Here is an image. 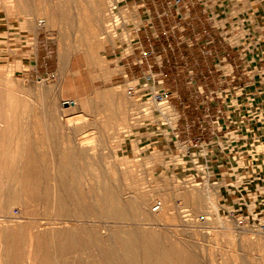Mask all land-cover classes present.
<instances>
[{"label": "rangeland", "instance_id": "obj_1", "mask_svg": "<svg viewBox=\"0 0 264 264\" xmlns=\"http://www.w3.org/2000/svg\"><path fill=\"white\" fill-rule=\"evenodd\" d=\"M51 1V4L58 3ZM66 1L73 21L64 24L63 32L60 26L47 24L46 10L41 9L37 20L46 21L37 28L35 34L26 26L31 13L37 11L34 0H0V88L2 86L6 92L9 87L19 100L23 98L22 101L27 104L30 102L26 112L22 109L21 101H17L20 109L15 113L16 119L23 121L26 112V122L29 123L27 129L33 134L32 137L52 138V142L44 140L42 144L38 143L40 146L68 145L63 142L65 137L76 136L80 144L87 145L86 153H89L90 159L94 155H108L107 159H101L102 164L100 160L97 162L103 170V163L117 164L120 163L119 159L126 160L124 164L136 165L138 177L141 178L138 187L143 192L159 186L155 179H158L160 172H167L168 175L174 172L178 180L175 184L182 186L180 191L193 185L215 192L216 197L219 196L221 214L230 219L227 224L215 221L216 209L211 202H207L202 209H196L192 205H184L178 199L177 218L174 221L156 225L148 222L146 226L158 229L165 227L170 239H178L174 243L183 240L182 243L196 253L203 264H211L212 258L217 260L216 264H238L235 261L238 256L248 264H261L257 242L264 241V238H257L259 233L255 227L239 221L253 215H264V0H186L190 2L189 7L184 3L178 6L182 7L181 14L185 17L179 31L186 32L185 36L192 42L190 44L188 41L178 42L172 37L169 21L172 15H161L170 0H156L159 9L153 10V13L148 8L140 12L139 3L144 0H106L112 14L106 21L107 31L98 27L93 10L100 1ZM50 2L45 3L49 5ZM191 13L197 17L187 19ZM146 16L151 27L146 25ZM83 17L89 21L86 22ZM78 19L81 21L78 22ZM82 26H87L92 34L82 36ZM243 27L247 29L245 34ZM45 32L50 36L49 50L43 47L39 53V36ZM107 35H114L118 42H107L99 52L105 56L109 69L120 68V74L115 79L105 80L98 71L92 69L84 49L72 56L81 60V69L70 70L62 78L55 75L59 70L35 69L38 59L42 61L43 56L54 67L55 61L59 60V52L66 45L69 47L76 37L89 44L92 39L105 38ZM240 38L245 41L239 42ZM244 43H249V53ZM223 49H227L228 58L222 53ZM144 52H148V55L141 63V69L139 62ZM127 63H131L134 76L126 73L129 70L126 69ZM149 64H153L151 69ZM191 73L197 76L193 83L189 82ZM148 74L158 80L155 90L165 88L172 91L170 101L163 105V108H173L166 117L152 107L155 102L147 85ZM229 74L243 76L231 81ZM41 80L51 86L49 93L52 96L38 94ZM123 83L125 91L128 87L129 93L136 99L135 108L130 110L131 121L136 122V127H125L128 121L123 123L118 116L108 119L105 111L92 109V106L101 107L103 103L94 102L98 89ZM132 85L135 88L130 87ZM200 91H204V96L197 97ZM70 99H77L79 104L73 108L65 103ZM45 105L53 108V114L56 112L61 115L50 129L47 124L52 113L48 111L47 116L44 115ZM0 106H4L2 102ZM218 109L222 110L219 112ZM60 118L63 124L57 123ZM0 119H3L0 126L6 127L4 113L0 114ZM15 127H11V130L15 131ZM74 127L79 128L76 135L72 130ZM150 130L153 133L148 137L147 132ZM117 135L128 138L129 142L108 140ZM6 137L10 136L6 134ZM12 137L15 139L20 136L14 134ZM71 144L76 146L75 142ZM108 147H115L117 153ZM90 159L87 157L82 161L86 162V169L90 166ZM9 168H12L9 162L0 161V177L3 180L12 179L6 174ZM113 168L119 172L125 165H114ZM103 175L108 178L106 172ZM6 185L0 181V203L3 195L14 193L2 189ZM120 186H124L123 183ZM126 192L131 191L122 190L121 194ZM21 206L16 203L6 210L0 205V245L5 237L2 234L5 227L13 231L19 228L16 223L6 222L9 219L5 220L3 214L7 216L11 211L10 215L18 218L14 219H22V223L29 226L38 225L34 222L36 219L38 222L45 221L51 216L43 211L45 209L42 206L33 205L28 210ZM10 215L7 218H11ZM90 219L91 225L100 222L98 215ZM110 220L106 219L105 223ZM45 226L44 223L40 224L42 228ZM28 230L27 233L30 228ZM236 248H239L238 256L234 254ZM80 254L77 262H72L74 257H70L73 264H85L86 258L82 257L81 260Z\"/></svg>", "mask_w": 264, "mask_h": 264}, {"label": "bare ground", "instance_id": "obj_2", "mask_svg": "<svg viewBox=\"0 0 264 264\" xmlns=\"http://www.w3.org/2000/svg\"><path fill=\"white\" fill-rule=\"evenodd\" d=\"M50 1L34 0L35 10L37 11L31 13L26 26L35 34L37 33V28L46 21L45 19L37 20V16L39 13L41 14L39 12L42 11L41 9L46 10L47 24L50 26L58 25L61 31L64 29V24L73 21L65 3L66 0H55L59 4H54V2L51 4L52 1ZM98 1L100 2L97 3V7L93 9L95 18L98 27L107 31L106 21L112 15L111 8L106 4V0ZM45 2H50V4L48 5ZM21 12L24 14L23 10ZM83 18L86 22L89 21L87 18ZM240 18L242 19L243 17ZM80 21L81 19H78V22ZM80 29L82 36L92 34L87 26H82ZM242 29L244 34L247 33L245 27ZM76 38L69 47L66 45L59 52V60L63 68H66L71 57L82 49L87 51L89 60L94 61L96 56L97 58L100 56V59L104 60V56L99 54L101 48L107 42L114 44L118 42L114 35H107L105 38H94L92 39L93 42L89 39L91 41L90 45L81 42L79 37ZM238 41L244 42L245 39L240 38ZM244 46L247 53H249L251 49L249 43H244ZM117 70V74H120V68ZM99 71L101 75L109 74L103 68H100ZM148 79L150 81L147 85L152 91L155 102L152 107L165 114L166 117L168 113L173 111V108H163V105L167 104L168 101H159L155 98L158 91L155 90L158 80ZM38 87V94L52 96L49 93L51 90L49 84L41 80ZM130 87L135 88V85ZM16 97L18 96L13 93L11 88L8 87L5 92V88L2 89L1 86L0 102L4 106H0V114L4 113L5 115L6 127L0 126V161L9 162L12 168H9L6 174L12 179H7L6 181L0 177V181L7 184L2 189L12 190L14 193L3 196L1 194L3 199L0 205L6 210L12 208V205L16 203L22 204L26 210L33 205H39L44 207L45 210L43 211L51 216L45 221L39 220L38 222V219H36L34 222L38 223V225L29 226L24 224V222L22 223V219H14L13 217L16 216H11V211L8 215L14 220L7 218L8 215L3 214L6 217L5 220L9 219L6 222L16 223L19 228L15 231L8 227L3 229L2 234L5 237L0 245V264H73L72 262H77L79 253L82 254L81 260H83L82 257L86 258L84 260L85 264L204 263L198 258L196 253L195 255L192 250L187 248V245L182 243L183 240H179L183 245H179V242V244L174 243L175 240H172V235L171 239L168 237L170 234L167 232V235L166 231L168 230L165 231V227L158 229L157 227L146 226V223L149 222L156 225L168 224L174 221L177 218L176 210L179 207L177 200L179 199L184 202V205H192L196 209H202L207 202H211L216 209L217 219L215 221L227 224L230 219L221 214L219 196L216 197L215 192L213 193L207 188L193 185L189 189L185 188L184 191H180L182 186L175 184L178 180H176L174 172L169 175L167 172H160L157 175L158 179H155V183L159 186L149 192H143L141 187H138V183H141V178L138 177L136 165L124 164L126 160L119 159L120 163L117 162V164H114L115 162L112 164L109 162L103 163L105 167V170H103L98 167L97 162L98 160L101 162V159H107L108 155H94L92 159L95 161L93 162L87 155L89 153H86L87 145L80 144L76 136L72 138L69 136L65 137L63 142L68 143V145L40 146L38 143L42 144L44 140L48 142L53 140L50 136L46 139L42 136L32 137L33 134L31 131L29 133L27 129L29 123L26 122L28 121L26 112L29 109L28 104L30 102L27 104L26 101H22L23 98L19 100V97ZM17 101H21V104H23L22 109L26 112L25 114L23 113L24 111L22 113L26 120L18 121L16 119L15 113L20 107ZM100 101L103 102L102 106H92V109L105 111L108 119L118 116L119 119L123 120V123L128 121V124H124L125 127H136V122L131 121L132 112L130 111L135 108L136 99L135 96L129 93L128 87L125 91L124 83L118 86L98 89L94 102ZM68 102L74 106L79 104L77 99H70ZM145 103L148 102L145 101ZM43 111L44 115L47 116V112L53 111V108L45 105ZM23 116L22 119L24 118ZM60 116V113L57 114L56 112L49 116L48 129L54 126L56 118ZM2 121L3 119H0V123ZM57 123L63 124L61 118ZM13 126H16L15 131L11 130ZM75 126L77 127V125ZM76 127L72 128L75 135L79 132V128ZM151 132L153 133V130L147 132L148 137L151 136ZM6 134L10 137L5 138ZM14 134L20 137L14 139L12 137ZM53 134L54 132H52ZM108 140L112 142L123 141L126 144L129 142L128 138H123L121 135ZM71 142H75L76 146L72 145ZM5 144L7 145L5 146ZM110 148L114 153H117L115 147ZM110 148L108 147V149ZM102 150L106 151L107 149ZM101 153L103 154V151ZM114 156L118 157L116 154ZM87 157L91 162H89L90 168L87 167L86 169V162L83 163L82 161H85L84 159ZM114 165L119 167L125 165V168L118 172L113 168ZM103 172L108 174V178L103 175ZM1 173L0 176H2ZM120 183H123L124 186H120ZM122 190H130L131 192L121 194ZM155 196L160 198H155ZM22 206L21 208H23ZM133 209L134 211H132ZM21 215H19V219ZM95 215H98L100 222L91 225L92 222H90L91 224L89 223L91 221L89 218ZM22 217L24 216L22 215ZM178 218L181 220L179 215ZM106 219H111L112 221L105 223ZM41 223L46 224V228L40 227ZM26 227L30 228L29 233H27L29 230ZM258 233L257 238H264V234L260 233V231ZM175 235L181 239L180 235L177 233ZM227 236L231 235L227 234ZM256 240L255 243L257 242ZM257 246L260 250L259 260L263 264L264 241L259 240ZM238 253L239 248L234 249V254L238 256ZM70 257H74L75 260L72 259V261ZM235 261L238 264H248L240 256ZM216 262L215 258L210 259L211 264H216Z\"/></svg>", "mask_w": 264, "mask_h": 264}, {"label": "crops", "instance_id": "obj_3", "mask_svg": "<svg viewBox=\"0 0 264 264\" xmlns=\"http://www.w3.org/2000/svg\"><path fill=\"white\" fill-rule=\"evenodd\" d=\"M143 7H145V8H143ZM146 8H148L151 11V13H153V10L158 11V9H159V3H157L156 0H144L143 2H140L139 3V10H140V12H142V10L144 12ZM174 11H176V13H173ZM181 11H182V7L179 8L178 6L175 7V9H172V11H171V14L170 15H172V17L169 18L170 26H171V28L174 25L177 26V27H175L173 29V33L172 34H173V37L175 39H177L178 42L188 41V43L190 44L192 42L189 41V39L185 36V33L186 32H180L179 31V29H182V27L180 26V24L183 23V19L185 18L181 14ZM142 14H144V13H142ZM195 17H197V16H193L192 13H191L186 18L187 19H194ZM153 18L154 17L152 15V17H151V23L154 22ZM144 19L147 21L146 25L151 27L152 25L149 22V18L146 16ZM138 20L140 21L139 17H138ZM39 37H40L39 38L40 40H38V44H37L38 52L40 53V51H42V48L43 47H44V49L46 51H48L49 50V43L48 42L50 40V36H49L48 32H45V34L43 36H39ZM179 39H182V40L179 41ZM143 49H144V47H143ZM226 52H228L227 49H223L222 53L225 54ZM99 54L101 55V53H99ZM86 55H87V58H88V54H86ZM147 60L149 61V59H147ZM42 61L40 59H38L37 65H36V68H35L36 70H38V71H40V70H48V71L49 70H54V71L59 70V71L55 72V75L59 76L60 78H62L63 74H66L70 70L71 71H77V70H80L81 69V60L79 58H72V60L70 59V62L68 63V65L66 66V68H63V66H61V61L58 60V59L55 61V66L54 67H51V63L47 61V59L45 58V56H43V60ZM88 61H89V65L92 67V69H94L95 71H98V73L100 74V76L102 78H104L105 80H110L111 78L112 79H115L114 77L118 75L117 72H116V70H115V69H117V67L114 70H111V69H109L107 67L106 60H105V56H104V60L103 59L101 60L100 59V56H99V58H97V56H96V59L94 61H91L89 59H88ZM69 64H70V69H69ZM140 66H141V69H142L143 68V65L141 63H140ZM100 68H103L104 70H107L109 72V74L108 75H105V74L104 75H101V73L99 71ZM128 68H129V70H128ZM122 69L125 70L124 66H123ZM126 69L128 70V72H126V73H128V75L134 76V70L132 69L131 63H127L126 64ZM140 71H142V70H140ZM229 76H230L231 81H233V80H236V79H241L243 75L234 74V76H232V74H229ZM227 79L228 78H226L225 80L227 81ZM118 85L117 84H114L112 86H105V87H113V86H118ZM70 106H72L73 108L75 107L74 105H70ZM187 129L189 130V127Z\"/></svg>", "mask_w": 264, "mask_h": 264}, {"label": "built area", "instance_id": "obj_4", "mask_svg": "<svg viewBox=\"0 0 264 264\" xmlns=\"http://www.w3.org/2000/svg\"><path fill=\"white\" fill-rule=\"evenodd\" d=\"M184 3L187 7L190 6L189 2H186V0H170L168 1V6L167 8L162 12V16H169L171 14L172 9H175V7L179 6L180 4ZM177 27L176 25L172 26L171 28V33H173V29ZM173 37V34H172ZM171 48L174 50V47L172 46V44H170ZM143 52V51H142ZM148 52H144L143 56H142V60L139 63H143V60L145 57H147ZM229 53L226 52L224 54L225 57H228ZM150 69L153 67V64H149ZM154 76L151 74H148L146 76L147 81L149 82L150 80L148 78H153ZM195 80H197V76L194 73H191L190 76V83H193ZM216 82H219V80H217ZM204 90V89H203ZM171 95H172V91L165 89V88H161L157 91L155 98L158 99L159 101H170L171 99ZM198 96H204V91H200V94L196 95ZM222 109H218V111L220 112ZM247 221V222H246ZM240 223H247L253 227H255L258 231H260L262 234H264V215L262 216H257V215H253L250 218L246 219V220H241L239 221Z\"/></svg>", "mask_w": 264, "mask_h": 264}, {"label": "water", "instance_id": "obj_5", "mask_svg": "<svg viewBox=\"0 0 264 264\" xmlns=\"http://www.w3.org/2000/svg\"><path fill=\"white\" fill-rule=\"evenodd\" d=\"M65 103H69L68 101H65Z\"/></svg>", "mask_w": 264, "mask_h": 264}]
</instances>
